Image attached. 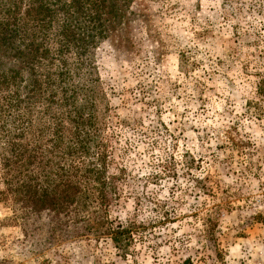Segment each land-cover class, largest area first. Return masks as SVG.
Segmentation results:
<instances>
[{
    "label": "rangeland",
    "instance_id": "1",
    "mask_svg": "<svg viewBox=\"0 0 264 264\" xmlns=\"http://www.w3.org/2000/svg\"><path fill=\"white\" fill-rule=\"evenodd\" d=\"M129 10L125 40L97 44L93 72L132 175L149 170L146 131L178 159L189 152L193 175H209L214 193L197 201L182 180L187 202L204 208L195 219L186 202L169 226L194 249L174 251L159 236L156 251L136 240L122 257L108 238L75 239L69 227L55 239L47 211L0 197V264H181L190 255L189 264H264V0H134ZM159 184L149 188L166 195L170 181ZM133 205L121 200L112 216L128 217ZM207 209L220 256L199 242Z\"/></svg>",
    "mask_w": 264,
    "mask_h": 264
},
{
    "label": "trees",
    "instance_id": "2",
    "mask_svg": "<svg viewBox=\"0 0 264 264\" xmlns=\"http://www.w3.org/2000/svg\"><path fill=\"white\" fill-rule=\"evenodd\" d=\"M132 2L0 0V197L29 212L47 211L55 239L69 227L66 235L75 239L108 238L122 257L134 251L136 240L156 251L159 236L174 251L194 249L183 246L190 237L169 236V226L183 215L178 208L187 202L188 185L195 201L200 193H214L209 175L190 172L196 159L187 151L178 159L159 132L152 138L143 132L140 139L151 149L146 173L132 175L120 158L126 147L109 124L111 108L93 72V51L110 35L123 43ZM166 179V195L149 188H161ZM130 197L132 213L112 216ZM204 203L187 202V215L197 219ZM207 211L199 242L220 256Z\"/></svg>",
    "mask_w": 264,
    "mask_h": 264
}]
</instances>
